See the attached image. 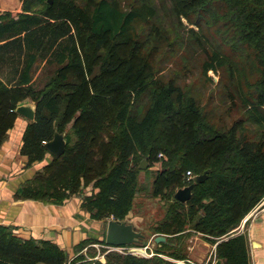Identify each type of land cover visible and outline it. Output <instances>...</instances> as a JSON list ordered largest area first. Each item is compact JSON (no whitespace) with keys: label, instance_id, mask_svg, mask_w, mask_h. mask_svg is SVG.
<instances>
[{"label":"trees","instance_id":"trees-1","mask_svg":"<svg viewBox=\"0 0 264 264\" xmlns=\"http://www.w3.org/2000/svg\"><path fill=\"white\" fill-rule=\"evenodd\" d=\"M160 2L97 0L89 9L87 0H21V12L0 11V146L25 96L35 103L20 148L26 167L44 158L45 142L55 131L63 133L70 105L80 110L71 126L74 141L64 134V152L53 155L16 196L62 204L78 193L79 207L89 218L124 220L139 190L140 161L157 159L162 164L153 172L150 194L163 201L165 212L150 225L151 234L181 241L191 227L217 241L216 256L224 264H249L246 236L234 229L264 196V0ZM182 17L197 30L184 25ZM137 21L142 27L130 36ZM185 33L203 53L204 74L228 73L231 105L239 100L248 117L226 121L206 115L174 76L156 74L158 66L148 61L147 52L180 47L178 38ZM109 42L108 50L100 47ZM41 61L59 66L37 87L32 79ZM145 94L149 104L134 113L133 103ZM247 121L259 132L248 131ZM204 172L206 178L194 183L187 201L174 198L178 188ZM87 186L90 192L82 193ZM88 244H99L105 257L95 264H179L159 253L186 259L185 252L165 244L150 257L108 250L105 237L82 239L78 251ZM79 259L82 253L69 261L55 242L22 237L0 224V264Z\"/></svg>","mask_w":264,"mask_h":264},{"label":"crops","instance_id":"crops-1","mask_svg":"<svg viewBox=\"0 0 264 264\" xmlns=\"http://www.w3.org/2000/svg\"><path fill=\"white\" fill-rule=\"evenodd\" d=\"M0 11H9L12 15H15L22 11L21 1L0 0ZM41 62L45 63V61ZM22 103L24 102L22 101ZM28 103H33V106H35V103L31 100ZM28 121L29 119L26 117L16 115L12 127L8 129L6 139L0 146V224L11 227L14 233L22 237L33 236L37 239L53 241L68 256L72 254L77 256L82 253L84 258H86L83 248H88L93 244H88L78 251V243L84 238L95 237L93 234L97 233L96 229L98 227H96L97 220L89 218L86 212L79 207L82 194L79 197L70 198L62 204L44 203L41 200L16 196L21 190V185L27 179H30L38 169L49 163L53 157L52 153L48 151L41 161L26 167L27 156L21 154L20 148L22 145V134ZM88 191L90 192V186H88ZM67 226L71 228L66 229ZM234 230H236L235 233L241 232L246 236L249 264H264V204L248 221L242 222L241 220L238 227ZM183 233L185 234L183 238L186 237L188 240L184 251L186 259L192 260L195 264H212L217 258V241L214 242L211 237L191 227H187ZM164 235L166 240L154 242L155 250H152L147 255H138L132 252V250H129L130 246H126L128 249L125 248V251H112L150 257L161 246L168 245V247L173 249L176 245L173 242L178 240L176 237L168 241V235ZM147 244L146 249L150 251V244ZM158 255L176 263L181 260L162 253ZM94 260L105 262V257L102 255L101 258L97 257Z\"/></svg>","mask_w":264,"mask_h":264},{"label":"rangeland","instance_id":"rangeland-1","mask_svg":"<svg viewBox=\"0 0 264 264\" xmlns=\"http://www.w3.org/2000/svg\"><path fill=\"white\" fill-rule=\"evenodd\" d=\"M48 1L49 3H52L53 0ZM87 1L88 6L90 7L89 9H91L97 0ZM128 1L129 0H121V3L125 5ZM160 1L161 0H156V2H158V4L162 6V4H160ZM77 3L82 2L78 1ZM181 19L184 25L188 27H193L195 30H197V26L194 23L189 24L184 17H182ZM174 23L175 20L172 23V26ZM141 27L142 23L137 21L135 25H133L134 30L132 29L129 35H138ZM125 39L126 37L118 38L119 41H123ZM179 41L183 42L182 46L178 47L176 44H174L175 48H173L172 46L171 51H167L163 54H160L161 52L155 54V50H150L147 52L148 54H150L148 61L151 64L156 63L158 66L159 71L156 70V74L163 75L164 77L174 76L177 79L178 83L181 84L183 88H185V91L189 95L196 97L199 105L202 107L206 115H221L226 121H230L241 116L245 118L248 117L245 105L240 103L239 100H236L237 106L232 107L231 105V101L229 100V96L227 94V87L231 83L228 73L226 72L225 74H222L219 70H208L207 74H204L202 70L203 53L198 49L197 46H195L193 43H191V41H189L188 33H185L183 37H179L177 42ZM109 45H112V42L105 43L103 47L100 45V47L102 49L104 48L103 50L106 51L109 49ZM125 46L129 47L128 44H125ZM143 53L147 54L146 52H144V50ZM58 66L59 65L56 63L48 65L46 63L39 62L33 74V84L37 87H41L44 82L50 76H52L54 72L57 71ZM243 68L246 70L245 67ZM85 77L86 79L90 78V74H85ZM29 100L31 99L25 96L22 100L24 103H22V101L21 103L33 105V103H28ZM148 102V95H142V97L137 102L133 103L132 111L138 114L139 111L144 110L146 108V106L149 104ZM77 107V104L74 106L70 105L67 112V115L69 116L64 120L65 130L63 131V134H69L71 136V143L75 139L71 127L73 117L75 115H78L80 111ZM63 115L65 114L63 113ZM246 125L247 130L250 132L258 133L260 130L254 122L247 121ZM158 157H161V155L158 154ZM146 162L147 166L139 174V190L136 194L133 208L125 218L129 222H131L137 230H140L145 234V238L142 239L139 243L135 245H130V247H136V249L141 248L144 250L145 253L143 251L137 252L136 250L135 253H137L138 255H146L151 253L152 250H155L156 247L153 246V236L155 234H151L150 225H153L165 212V206L163 205V201L160 200L159 197L151 196L150 194L153 172L157 168H160L162 163L157 159H154L151 162ZM81 192L88 194V186L84 187ZM77 196L79 197L78 193L72 195L66 200H69L73 197L76 198ZM259 201L254 206H256ZM251 209L245 215H247L251 211ZM107 221L108 219H102L96 222V227H98L96 229L97 233L93 234L96 238L105 237ZM68 228L71 227L67 226L66 229ZM173 242L176 243L173 249H175V253L179 254L185 251L188 240L185 237L182 238L181 241L174 240ZM143 243L150 244L149 247L151 248V250L149 251V249H146V247L142 245ZM83 252L86 254V262H92V259H95L97 257L101 258L102 256L101 247L99 244L90 245L88 248L85 247L83 248ZM68 257L72 258L73 254L69 255ZM186 263L190 264L189 262Z\"/></svg>","mask_w":264,"mask_h":264},{"label":"water","instance_id":"water-1","mask_svg":"<svg viewBox=\"0 0 264 264\" xmlns=\"http://www.w3.org/2000/svg\"><path fill=\"white\" fill-rule=\"evenodd\" d=\"M35 106L31 104H20L16 107L15 111L26 117L29 120L34 119L35 115ZM66 146V140L62 132L55 131L54 136L49 141L45 142V147L48 149L52 155L60 156ZM147 166L145 159H142L139 163V168L144 169ZM207 176V173H200L193 177V183L178 188L174 193V198L178 201L185 202L187 201L192 194V187L194 183L202 182ZM145 238V234L140 230H137L134 225L129 222L127 219H108L105 233V243L110 246L120 247V246H129L139 243L142 239ZM166 240L164 234H155L153 236L154 242H163ZM146 247V244H145ZM212 264H224V262L216 258Z\"/></svg>","mask_w":264,"mask_h":264},{"label":"built area","instance_id":"built-area-1","mask_svg":"<svg viewBox=\"0 0 264 264\" xmlns=\"http://www.w3.org/2000/svg\"><path fill=\"white\" fill-rule=\"evenodd\" d=\"M160 155H161V153H160ZM186 176H187L188 179L191 178L192 177V172L190 170H187L186 171ZM263 204H264V196L259 201V203L256 206H254L247 215H245L243 217L242 222L248 221L250 218H252L255 215V213L258 210V208L260 206H262ZM105 246L107 247L108 250L125 251L126 250L125 248H127L126 246H120V247H114V246H110V245H105ZM129 250H132V252H136V247H130ZM74 257L75 256H73L72 258H69V261H71ZM92 260H93L92 262H86V258L81 259V260L79 259L76 262H74L73 264H95V262H94L95 260L94 259H92ZM178 262L180 264H187L186 262H189L190 264H195L192 261H190L189 259H181V260H178Z\"/></svg>","mask_w":264,"mask_h":264},{"label":"bare ground","instance_id":"bare-ground-1","mask_svg":"<svg viewBox=\"0 0 264 264\" xmlns=\"http://www.w3.org/2000/svg\"><path fill=\"white\" fill-rule=\"evenodd\" d=\"M136 250H137V251H140V252H141V251L144 252V250H142L141 248H137ZM144 253H145V252H144ZM146 255H147V254H146Z\"/></svg>","mask_w":264,"mask_h":264}]
</instances>
